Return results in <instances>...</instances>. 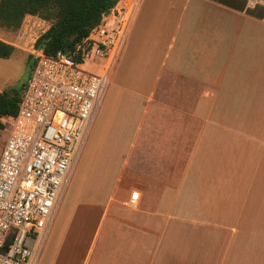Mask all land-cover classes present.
Segmentation results:
<instances>
[{
  "label": "crops",
  "instance_id": "crops-1",
  "mask_svg": "<svg viewBox=\"0 0 264 264\" xmlns=\"http://www.w3.org/2000/svg\"><path fill=\"white\" fill-rule=\"evenodd\" d=\"M137 1L97 127L105 120V143L127 151L98 159L185 166L174 185L164 162L135 168L143 178L124 199L100 174L95 198L90 189L68 203L67 193L65 261L243 264L264 251V18L211 0ZM90 223L86 250L73 251Z\"/></svg>",
  "mask_w": 264,
  "mask_h": 264
},
{
  "label": "built area",
  "instance_id": "built-area-1",
  "mask_svg": "<svg viewBox=\"0 0 264 264\" xmlns=\"http://www.w3.org/2000/svg\"><path fill=\"white\" fill-rule=\"evenodd\" d=\"M244 1L264 7V0ZM137 6L118 2L73 55L33 50L18 112L0 119V264H37ZM138 197L132 193L130 203Z\"/></svg>",
  "mask_w": 264,
  "mask_h": 264
},
{
  "label": "rangeland",
  "instance_id": "rangeland-1",
  "mask_svg": "<svg viewBox=\"0 0 264 264\" xmlns=\"http://www.w3.org/2000/svg\"><path fill=\"white\" fill-rule=\"evenodd\" d=\"M49 27V24L39 18H28L24 19L21 27L18 30H6L0 27V38L5 43L14 47V52L9 59H0V91H7L11 89L19 90L22 84H24L30 76L31 69L33 67V44L35 40L44 33ZM115 71V69H113ZM113 75V72H112ZM110 87L108 88V91ZM108 91L105 95L104 100L97 112L96 118L92 125L91 131L86 138L82 153L79 157L78 163L75 165L74 172L69 181L68 188H66L63 200L60 204L53 224L56 225L57 218L61 213V206L63 203H67V193H69L68 203L80 200V191H83L85 195L86 190L92 191V196L89 198H95L96 181L98 174H100L99 180L107 179V187L109 190L113 189L114 196L116 198L124 199L129 194L131 188L135 186V183L143 178L137 174H134V169L151 167L160 162L166 163L168 169V184L174 185L180 178L184 166L185 160L169 159L168 161H142V160H128L126 154L122 160H111V159H98V154H102L105 151H113L116 147L117 150H122L123 153L127 151V145H114L105 143L103 138V123L100 122L99 133L97 131L98 120L102 114L105 101L108 95ZM108 119V118H105ZM99 137V140H98ZM6 140V133L0 129V150L4 141ZM119 146V148H118ZM138 147V146H137ZM143 147V148H141ZM148 147V146H147ZM140 150H144L145 145H139ZM139 151V150H138ZM146 162V163H145ZM131 163V165H130ZM129 165L132 171H129ZM100 185H102L100 183ZM82 193V194H83ZM62 217L58 223L56 231L53 235H48L45 239L44 245L41 250L40 258L37 264H67L65 261L67 258V215L71 216V211L67 210L66 207L61 213ZM97 215L96 209L89 210V217L94 218ZM91 218V219H92ZM56 223V224H55ZM54 228V226H53ZM92 224H88L86 227L85 236L77 241L73 242V251H85V247L90 232L92 231ZM53 230V229H52ZM91 237V236H90ZM264 242V241H263ZM234 254V253H232ZM242 254V252H241ZM243 264H264V251H248L244 256L241 255Z\"/></svg>",
  "mask_w": 264,
  "mask_h": 264
},
{
  "label": "trees",
  "instance_id": "trees-1",
  "mask_svg": "<svg viewBox=\"0 0 264 264\" xmlns=\"http://www.w3.org/2000/svg\"><path fill=\"white\" fill-rule=\"evenodd\" d=\"M211 1L239 12L244 11L257 19L264 18V7L246 8L244 0ZM118 2L119 0H0V27L15 31L21 27L26 16L37 17L47 22L49 27L35 40L33 50L46 55H55L57 52L73 55ZM14 50L12 45L0 41V59H9ZM24 85L25 83L19 90L0 92V119L17 114Z\"/></svg>",
  "mask_w": 264,
  "mask_h": 264
}]
</instances>
